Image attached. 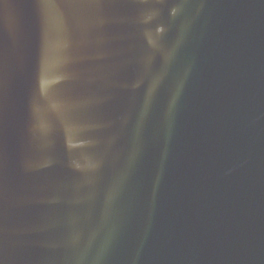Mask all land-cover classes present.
<instances>
[{
  "label": "water",
  "instance_id": "1",
  "mask_svg": "<svg viewBox=\"0 0 264 264\" xmlns=\"http://www.w3.org/2000/svg\"><path fill=\"white\" fill-rule=\"evenodd\" d=\"M0 264H264V0H0Z\"/></svg>",
  "mask_w": 264,
  "mask_h": 264
}]
</instances>
